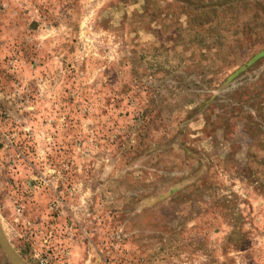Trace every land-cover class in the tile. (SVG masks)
I'll use <instances>...</instances> for the list:
<instances>
[{
    "label": "rangeland",
    "instance_id": "1",
    "mask_svg": "<svg viewBox=\"0 0 264 264\" xmlns=\"http://www.w3.org/2000/svg\"><path fill=\"white\" fill-rule=\"evenodd\" d=\"M0 225L22 264H264V0H0Z\"/></svg>",
    "mask_w": 264,
    "mask_h": 264
},
{
    "label": "water",
    "instance_id": "2",
    "mask_svg": "<svg viewBox=\"0 0 264 264\" xmlns=\"http://www.w3.org/2000/svg\"><path fill=\"white\" fill-rule=\"evenodd\" d=\"M0 246L2 247L5 255L7 256L10 264H22L21 258L14 250L13 246L7 239L1 225H0Z\"/></svg>",
    "mask_w": 264,
    "mask_h": 264
}]
</instances>
